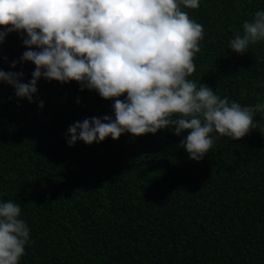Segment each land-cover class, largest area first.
I'll return each instance as SVG.
<instances>
[{"label":"trees","instance_id":"1","mask_svg":"<svg viewBox=\"0 0 264 264\" xmlns=\"http://www.w3.org/2000/svg\"><path fill=\"white\" fill-rule=\"evenodd\" d=\"M184 10L204 28L189 79L242 107L264 104V41L243 55L229 47L264 0ZM26 50L17 32L0 44V70L25 83L35 69L20 62ZM81 87L42 78L29 103L0 84V202L18 204L30 231L20 264H264V112L201 161L173 129L69 146L70 125L115 118L114 101Z\"/></svg>","mask_w":264,"mask_h":264},{"label":"clouds","instance_id":"2","mask_svg":"<svg viewBox=\"0 0 264 264\" xmlns=\"http://www.w3.org/2000/svg\"><path fill=\"white\" fill-rule=\"evenodd\" d=\"M199 6L200 0H0V44L8 33H20L27 49L20 62L35 65L27 83L22 71L0 70V84L29 103L42 78L75 81L82 91L114 101V119L92 117L70 125L69 146L173 129L176 136L188 133L180 147L201 161L218 137L240 141L256 129L254 114L264 112V104L242 107L189 79L204 28L184 9ZM261 41L264 11H257L229 47L243 55ZM21 215L18 204L0 202V264H20L25 254L30 231Z\"/></svg>","mask_w":264,"mask_h":264}]
</instances>
